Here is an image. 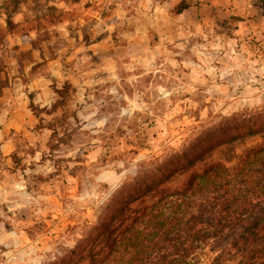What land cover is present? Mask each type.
Returning a JSON list of instances; mask_svg holds the SVG:
<instances>
[{
  "label": "rangeland",
  "instance_id": "rangeland-1",
  "mask_svg": "<svg viewBox=\"0 0 264 264\" xmlns=\"http://www.w3.org/2000/svg\"><path fill=\"white\" fill-rule=\"evenodd\" d=\"M260 1L0 0V88L22 89L27 106L29 95L48 110L64 101L42 116L50 144L43 130L39 151L21 144L11 168L0 153V264H45L72 248L139 163L182 148L199 125L264 121ZM237 234L197 264H264L249 253L261 244L243 255Z\"/></svg>",
  "mask_w": 264,
  "mask_h": 264
},
{
  "label": "trees",
  "instance_id": "trees-1",
  "mask_svg": "<svg viewBox=\"0 0 264 264\" xmlns=\"http://www.w3.org/2000/svg\"><path fill=\"white\" fill-rule=\"evenodd\" d=\"M62 105L39 108L28 96L39 121L35 130L52 132L48 144L56 130L43 125L42 116ZM219 118L225 121L194 128L182 148L139 163L102 204L96 223L45 264H197L227 230H238L233 246L243 255L261 244L249 253L264 260V121L230 126ZM247 135L260 141L237 153L233 141Z\"/></svg>",
  "mask_w": 264,
  "mask_h": 264
},
{
  "label": "crops",
  "instance_id": "crops-1",
  "mask_svg": "<svg viewBox=\"0 0 264 264\" xmlns=\"http://www.w3.org/2000/svg\"><path fill=\"white\" fill-rule=\"evenodd\" d=\"M11 92L10 86L0 88V153L6 156L8 168H11L10 155L21 151V144L26 147L28 142V145L33 146V151L36 153L41 148L37 144H40L42 137V132L35 130L39 121L28 109L24 99L25 91L21 89V93L16 91L15 95H12ZM16 170L19 171L20 168H16ZM7 172L13 174V171L8 170ZM1 186H5V181L2 179L0 180Z\"/></svg>",
  "mask_w": 264,
  "mask_h": 264
}]
</instances>
